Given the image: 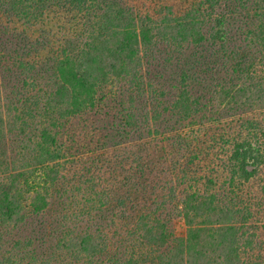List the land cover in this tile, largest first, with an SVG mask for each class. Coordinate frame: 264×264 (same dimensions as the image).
I'll list each match as a JSON object with an SVG mask.
<instances>
[{
    "label": "trees",
    "instance_id": "16d2710c",
    "mask_svg": "<svg viewBox=\"0 0 264 264\" xmlns=\"http://www.w3.org/2000/svg\"><path fill=\"white\" fill-rule=\"evenodd\" d=\"M152 1L0 0V264H264V0ZM65 11L81 27L51 38L43 23ZM189 55L216 74L206 92ZM207 120L169 137L164 162L129 155L122 181L79 156L100 129Z\"/></svg>",
    "mask_w": 264,
    "mask_h": 264
},
{
    "label": "rangeland",
    "instance_id": "374dc122",
    "mask_svg": "<svg viewBox=\"0 0 264 264\" xmlns=\"http://www.w3.org/2000/svg\"><path fill=\"white\" fill-rule=\"evenodd\" d=\"M192 1L193 0H177V2L179 3V7L181 9L190 6ZM130 2H132L137 7L142 8L143 10L146 11L148 10V12L150 11L154 13L155 11L153 10L154 8H151V6L154 4L153 3L154 1L152 0H130ZM81 18H82L81 15L76 11L54 12L51 13L49 17L45 20V22L43 23V27L45 28L46 32H48V34L51 35V38L61 39L64 36V34L65 35L68 33L73 34L75 33L74 32L75 30L81 27L82 24ZM235 30L236 29H233L232 32L233 34L236 33ZM53 40H51L52 46H47L45 50L42 52L45 54L43 55V58L44 57L49 58L50 57L48 56L49 53L58 49L56 41L54 42ZM185 45L187 44L185 43ZM204 45H206V43ZM188 54H190L189 50H188ZM51 55H53V53H51ZM171 55L174 56L175 54L171 53ZM195 63L196 62L194 61V57H191L189 55L187 57L182 58L180 65L185 66L188 69V71L191 73V76L189 78V82L191 83V85L195 89L198 90L201 89L202 91L206 92L211 85L216 84V78H215L216 74H213L211 72L209 73L204 72V70L201 69L202 66L198 70V66L195 67ZM159 66L160 64H158V67ZM194 68H197L198 71ZM169 69H171L172 71L170 70L168 71L169 73L166 74V76H169L168 82H170L171 79L173 80L178 79L179 71H180L179 65L178 67L177 65H171ZM153 73L157 74V76L159 74H161L162 77L165 76V74L163 76L161 69L158 70L154 69ZM224 73L225 72L222 71V74ZM164 84L165 81L163 78L162 86ZM108 104L114 107V103H108ZM102 108L104 109V111L101 112L102 115L98 114L99 115L98 117L103 121L102 117H104L105 115L106 107L102 106ZM119 115L120 114L117 113V119H119ZM209 121L210 120H207L203 123H198L196 125L190 124L189 122L188 124L182 123V125H179L176 124L174 121H163L164 125L161 127L160 132L156 133L155 135L150 134L149 136H146L143 139L138 138L140 137L138 133H131L132 131L129 132L130 134H128V132L122 131L121 134L116 135L117 134V130H116L111 132L110 138L108 140V138L107 139L103 138L105 136L106 131L100 129L99 137L101 138V142L98 141V143H96L95 141H93L92 143H90L88 139H82L79 145L82 148L80 153L81 155L79 156L81 159L84 158L83 160H86V162H89L90 164L93 163L94 160H98L97 163L99 168L95 166L97 168L96 171L98 172L101 171V173H103L106 179L109 180L110 182L113 183L116 181H122L124 180V177L128 175L130 172V161H129L130 156L142 150V148H144L145 145H147L146 148H149L151 151L150 155H146V158L144 159L145 162L147 163H156L159 161L164 162V160L162 159H164L165 156H169L170 154L169 151L170 150L175 151L171 146V140H168L169 137H175L176 135L179 134L181 135L192 134L193 136V134H195L196 132L202 133L203 135L205 131L208 129L207 127L209 125ZM84 123L90 124L91 121H84ZM94 133H98V132L95 131ZM163 144H166L168 147H166L165 149H159L157 147ZM127 152L130 153L126 154ZM152 155H154L155 157H153ZM79 166L83 168L84 165L83 163H81L77 167L79 168ZM159 167H160L159 165L155 166V168H159ZM163 177L165 179L167 178V176L164 174L159 176V178H163ZM176 225L180 233L185 232V224L182 219H177Z\"/></svg>",
    "mask_w": 264,
    "mask_h": 264
}]
</instances>
